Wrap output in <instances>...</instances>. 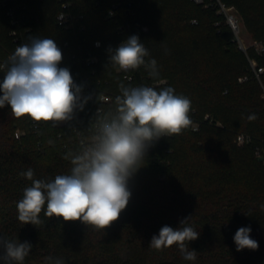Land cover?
Segmentation results:
<instances>
[{"label": "trees", "instance_id": "obj_1", "mask_svg": "<svg viewBox=\"0 0 264 264\" xmlns=\"http://www.w3.org/2000/svg\"><path fill=\"white\" fill-rule=\"evenodd\" d=\"M218 2L232 8L251 41L264 48V0ZM6 5L20 8L15 26L0 9V62L13 51L11 30L25 42L33 36L51 38L62 51L59 67L68 68L83 91L85 81L95 92L93 101L65 126L40 122L36 134L30 131L29 117L16 118L8 105L0 108V236L32 245L24 264H48L49 256L63 264H264V159L254 154L264 152V53L238 48L216 0H74V11L83 15L82 33L56 25L57 0H13ZM113 5H118L116 16L108 19ZM127 7L131 15L125 16ZM125 24L128 29L118 31ZM132 35L148 49L146 59L157 61V78L140 67L127 83L108 65V49ZM96 41L98 48L93 46ZM87 53L96 58L92 66L84 63ZM3 77L0 72V82ZM159 81L163 83L155 85ZM121 83L156 90L171 86L191 100L197 119L207 115L210 123L198 132L183 130L155 142L147 154H154L152 164L161 170L160 179L135 173L128 183L132 195L126 209L105 230L45 217L43 211L41 225L20 223L16 203L31 186L20 173L30 167L34 178L44 180L68 173L71 165L64 155L78 149L77 134L89 132L98 108L114 110ZM98 94L111 95V102L99 103ZM251 114L257 119L249 121ZM17 128L26 131L19 138L14 137ZM238 136L244 138L241 145L236 144ZM202 156L208 162L198 167L176 162L178 157ZM232 175L255 184L231 185ZM189 216L190 225L200 232L188 242L189 250L197 252L194 262L184 260L175 244L159 251L149 247L162 226L175 229ZM249 226L258 249L237 251L233 237Z\"/></svg>", "mask_w": 264, "mask_h": 264}, {"label": "clouds", "instance_id": "obj_2", "mask_svg": "<svg viewBox=\"0 0 264 264\" xmlns=\"http://www.w3.org/2000/svg\"><path fill=\"white\" fill-rule=\"evenodd\" d=\"M108 53V65L118 71L143 67L150 77L159 76L157 61L146 59L149 51L138 35L128 37L115 49L110 47ZM62 58V51L51 38L33 36L18 45L0 63V72L4 73L0 108L8 105L16 118L27 116L36 124L51 122L52 127L72 121L77 110L83 111L92 97L82 95L84 86L74 81L68 68L59 67ZM96 99L101 103L102 94ZM113 103L114 110H97L87 129L90 135L82 136L78 149L64 155L71 165L68 173L51 180L34 178L30 167L20 173L31 181L16 203L20 223L41 225L43 211L45 217L80 221L95 230H105L126 209L132 195L129 180L143 167L148 150L160 138L179 135L193 123L191 100L176 94L171 86L156 90L121 83ZM255 119V114L248 116L249 121ZM191 217L182 219L175 229L162 226L159 234L152 236L149 247L159 251L175 244L184 260L194 262L197 252L189 250L188 242L198 239L200 232L190 225ZM250 233V226L236 231L233 240L237 251L258 249V242ZM31 248L27 241L0 236V261L24 264ZM45 260L48 264H63L51 256Z\"/></svg>", "mask_w": 264, "mask_h": 264}, {"label": "built area", "instance_id": "obj_3", "mask_svg": "<svg viewBox=\"0 0 264 264\" xmlns=\"http://www.w3.org/2000/svg\"><path fill=\"white\" fill-rule=\"evenodd\" d=\"M6 1L11 2L13 0H1L0 1V9H4L5 15L10 19V23L11 25H17V18L15 17V12L17 8H20L19 6H14V5H6ZM59 3V7H58V12L55 15V23L58 27H60L63 30L66 31H70L73 33H82L85 31V26L83 24V15L78 14L74 11V0H57ZM195 4H200L202 3V0H192ZM216 3L218 5V13L223 14L224 18H225V22L227 24V26L230 28L232 34H233V38L234 41L237 43L238 48L242 51H245L247 48L244 47L239 40V27H238V19L231 15L230 13H228L229 9L232 8H226L224 5L220 4L218 2V0H216ZM129 6V4L127 5ZM118 7V5H113L110 10L108 11L107 14V18L108 19H113L116 14L114 12V10H116V8ZM124 14L125 16L131 15V12L129 11L128 7L124 9ZM126 29H128V25L125 24L124 26H118V31L123 32ZM9 38H11L12 43L14 44L13 47V51L6 53V57L3 61H1L0 63H3L7 60V57L14 52L15 48L18 45H21L23 43H27L29 42V37L26 38L25 42L21 35L18 36L15 30H11L9 32ZM125 40L121 41L120 43L124 42ZM120 43L118 44V46L120 45ZM67 45V42L64 43V46ZM94 48H98L100 46V43L98 41L94 42L93 44ZM249 47H253L255 49L256 52L258 53H264V48H262V46H260L258 43L251 41V44L249 45ZM87 56L84 59V63L86 66H92L93 64H95L96 62V58L93 57L90 53L86 54ZM140 72L139 69L136 70H129L128 72H124V71H118V73L122 74L123 79L127 82V83H131L133 81L134 78V72ZM261 69H257V73H260ZM163 83V81H159L156 82L155 85H159ZM85 84V89L82 93L83 96H89L91 95V99L85 104H90L93 99L95 98V92L93 91V87L91 84L86 83L84 81ZM103 96V100L101 102V104H109L111 102V95L108 94H102ZM100 103V102H99ZM99 109V108H98ZM97 109V110H98ZM96 110V113H97ZM190 118L193 121V123L191 124V126L185 130H188L190 132H198L200 127L205 124V123H210V119L207 115H204L202 119H197L194 115V111L190 112ZM51 123V122H48ZM66 122H61L60 124L57 125V127H61V126H65ZM30 131L31 133L36 134L38 131V125L32 121V124L30 126ZM22 135L21 133H17L15 132L14 137L15 138H19V136ZM90 132H88L87 134H82V133H78L77 134V138L80 141V139L82 138V136H89ZM244 141L243 136H238L236 138V144L237 145H241ZM257 158L259 159H264V152L261 153L259 151L255 152Z\"/></svg>", "mask_w": 264, "mask_h": 264}, {"label": "rangeland", "instance_id": "obj_4", "mask_svg": "<svg viewBox=\"0 0 264 264\" xmlns=\"http://www.w3.org/2000/svg\"><path fill=\"white\" fill-rule=\"evenodd\" d=\"M228 13H230L231 15L235 16L238 19V27H239V40L240 43L244 46V47H248L251 44V39L246 31V28L243 26L240 17L238 16V14L233 10V9H229ZM17 133H21L24 134V132L26 131H22V129H16L15 130ZM255 154V153H254ZM256 156V154H255ZM257 157V156H256ZM155 159L154 154H147L146 158L143 161V167H141L136 173L141 174L143 177H154L156 179H160V173L161 170L158 168H154L153 167V160ZM177 164L179 165L180 162H184L183 164L188 165L191 164L192 166H196L198 167L200 163L205 164L207 161V158L205 156L202 157H197V158H187V157H178L176 160ZM197 170H200L201 168H196ZM178 170V167L176 166V169ZM255 184V182L250 179V178H242L239 175H232L229 178V184L231 185H243V184Z\"/></svg>", "mask_w": 264, "mask_h": 264}]
</instances>
